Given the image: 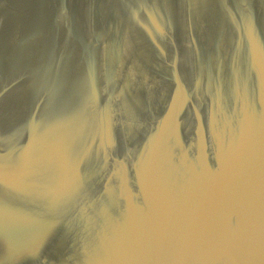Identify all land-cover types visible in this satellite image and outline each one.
Instances as JSON below:
<instances>
[{"label":"water","instance_id":"95a60500","mask_svg":"<svg viewBox=\"0 0 264 264\" xmlns=\"http://www.w3.org/2000/svg\"><path fill=\"white\" fill-rule=\"evenodd\" d=\"M0 264H264V0H0Z\"/></svg>","mask_w":264,"mask_h":264},{"label":"snow or ice","instance_id":"6c2138e0","mask_svg":"<svg viewBox=\"0 0 264 264\" xmlns=\"http://www.w3.org/2000/svg\"><path fill=\"white\" fill-rule=\"evenodd\" d=\"M0 95H2V92H0Z\"/></svg>","mask_w":264,"mask_h":264}]
</instances>
